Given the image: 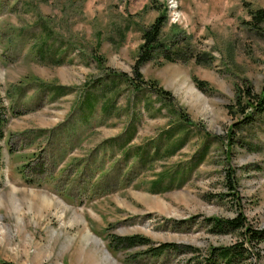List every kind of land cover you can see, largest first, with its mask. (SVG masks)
<instances>
[{"label": "rangeland", "instance_id": "obj_1", "mask_svg": "<svg viewBox=\"0 0 264 264\" xmlns=\"http://www.w3.org/2000/svg\"><path fill=\"white\" fill-rule=\"evenodd\" d=\"M169 2L0 0V94L15 112L0 137V264H196L237 237L205 216L264 225V112L231 109L237 84L264 86V38L245 23L264 0ZM160 13L178 54L137 73ZM133 233L179 247L110 243Z\"/></svg>", "mask_w": 264, "mask_h": 264}, {"label": "trees", "instance_id": "obj_2", "mask_svg": "<svg viewBox=\"0 0 264 264\" xmlns=\"http://www.w3.org/2000/svg\"><path fill=\"white\" fill-rule=\"evenodd\" d=\"M249 18L245 20L247 27L253 32L257 33L264 38V7L258 6L249 8ZM166 15L160 13L146 28L142 30V43L140 45L139 53L137 54L135 65V71L139 73L137 66L149 61L157 54H162V57L167 60L176 59L177 50L173 52L170 47L164 46L159 40ZM161 50L158 51L157 49ZM178 49V48H177ZM197 61L205 62L203 56H195ZM196 84L201 89H208L206 81L203 79H196ZM152 89L165 95L164 89H158L155 85H151ZM87 104L92 107L93 101L87 99ZM107 105L106 103L104 104ZM229 107V106H228ZM234 108V109H233ZM231 109L235 112L241 110L243 117L250 118L252 113L264 112V86L256 92L252 89L250 82L244 81V84H237L234 91L233 103ZM15 113L9 104H5L3 96L0 94V137L4 136L5 125L9 119V115ZM184 124H190V122L184 121ZM184 126L181 129L184 131ZM183 144V137H179L175 142L170 143L166 149L169 153H173L177 148ZM122 148V147H121ZM208 146L204 145L203 152L199 155V160L203 159ZM226 173L228 182L226 185L230 188L229 194H235L238 199V195L234 191V170L231 166H227ZM210 230L215 233H232L237 237L230 243L210 245L206 249L203 256L195 258L196 264H264V225L258 226L250 223L247 220L246 215L242 210L238 209L232 216H205ZM111 245L114 247H131L135 245H145L148 253L152 255H158L165 249L176 250L179 245L175 242H160L157 245L153 244L152 240L139 233L133 234H114L110 239ZM191 251L198 250L195 246L187 245ZM7 264L6 262H2Z\"/></svg>", "mask_w": 264, "mask_h": 264}, {"label": "bare ground", "instance_id": "obj_3", "mask_svg": "<svg viewBox=\"0 0 264 264\" xmlns=\"http://www.w3.org/2000/svg\"><path fill=\"white\" fill-rule=\"evenodd\" d=\"M170 6H172V7H175V6H177V3H176V0H170ZM51 202L52 201H50V202H48V204L50 205L51 204Z\"/></svg>", "mask_w": 264, "mask_h": 264}]
</instances>
